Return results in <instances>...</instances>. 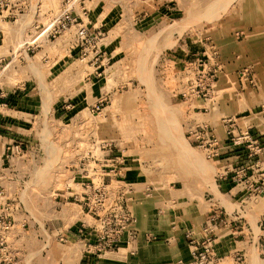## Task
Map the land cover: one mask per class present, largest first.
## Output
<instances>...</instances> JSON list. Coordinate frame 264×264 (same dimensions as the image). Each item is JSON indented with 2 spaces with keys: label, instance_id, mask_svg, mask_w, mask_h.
<instances>
[{
  "label": "rangeland",
  "instance_id": "1",
  "mask_svg": "<svg viewBox=\"0 0 264 264\" xmlns=\"http://www.w3.org/2000/svg\"><path fill=\"white\" fill-rule=\"evenodd\" d=\"M31 1L22 9L0 0V22L19 31L7 41L12 53L0 54V110L8 119L0 132L9 146L29 153L22 167L10 161L9 168H21L33 189L14 199L7 176L0 214L6 230L20 222L17 212L42 225L48 217L74 226L84 215L85 224L100 228L94 213L102 205L103 215L108 203L92 199L94 183L110 178L107 167L122 160L147 163L169 182L189 180L198 188L210 182L213 168L216 191L223 152L209 156L198 146L205 138L196 129L206 123L220 124L225 141L236 142L237 170L264 151V0H193L208 7H186L190 0ZM64 7L73 18L67 28L56 31L54 24L44 32ZM193 95L209 101L208 116L190 107ZM247 128L262 147L251 156L241 149L253 144L242 139ZM51 209L54 215L46 216ZM58 236L75 264L82 254L74 238ZM46 248L0 244V255L13 264L14 252L31 250L28 263L46 264ZM246 251L241 260L255 264L260 251Z\"/></svg>",
  "mask_w": 264,
  "mask_h": 264
},
{
  "label": "crops",
  "instance_id": "2",
  "mask_svg": "<svg viewBox=\"0 0 264 264\" xmlns=\"http://www.w3.org/2000/svg\"><path fill=\"white\" fill-rule=\"evenodd\" d=\"M15 5L27 9L29 6L32 7V1L27 3V0H15ZM40 5L43 6V4ZM210 5V2L199 4L194 3L193 0L185 3L186 7H208ZM5 23L0 22L3 31L0 54L7 56L13 50V46L7 44V41L11 40L12 33L17 34L19 31L17 24L14 25L13 31L11 27L6 30ZM14 23H17V19ZM33 35L34 32L30 36ZM197 53L200 54V52ZM189 100L190 107L199 110L196 113L209 115L208 109L210 108L206 106L209 103L208 100L198 95H193ZM6 120H8L7 114L5 111L1 113L0 110V127H4ZM209 124L214 127L220 139L219 149L223 152L217 161L216 191H213V168L210 169V182L206 180L198 188L195 185L191 186L189 180L169 182L165 175L160 173L155 175L149 171L148 168L151 166L143 162L128 163L122 160L118 166H116L117 163H111L110 167H107L109 171L106 172V176L110 178L105 177V180L108 182L113 178L119 179L132 187L133 196L129 205L135 218L131 225L134 235L125 232L115 250L108 251L92 261L85 260V241L73 235L75 227L86 221L84 215L79 216L74 226L60 225V221L57 222L58 225L54 224L53 220L48 217L42 225L36 220L31 222L29 216H23L21 212H17L15 217H18L20 222L14 223L8 230L0 225V244L5 248L17 247L18 249H31L46 245L47 250L44 257L46 264H70V256L64 250L70 245L58 240V235L61 233L69 239L74 238L75 242L72 243L81 250L82 258L78 259L75 264H191L193 254L190 238L202 240L207 233H210L214 238L212 246L216 255L211 264H235L240 251L247 250L246 253L249 256L252 247L260 251L259 260L255 264H264V225L262 224L264 190L257 196L250 197L251 187L264 183V151L260 153L253 165L246 166V171L242 173V176L240 175L241 181L237 182L234 176L237 170L235 169L237 153L239 154L240 151L238 147H233L225 141L220 124H217V127L213 122ZM11 133L16 134L15 131ZM3 135L6 134L0 132V214H3L5 210V197H9L5 188L7 176H13L12 181L9 182L11 185L9 189L12 191L8 192L13 194L14 199H22L33 193V189L28 187L30 179H25L19 174L18 170L21 168L14 167L13 173H11L12 168H9L10 161L22 167L25 161H29V153L24 151L21 154H11L9 151L11 140L7 141ZM205 145L208 143L205 142ZM198 146L204 152L207 151L202 144ZM206 174L208 175V169ZM82 188H79L77 194L82 195L85 192L84 187ZM50 199L53 200L52 194ZM214 212H217L221 219L210 222V216ZM49 215H54L53 209L46 213V216ZM28 221L30 223H27ZM246 232L254 233V235L250 237L245 234ZM62 250H64L62 254H59ZM27 252L24 256L21 255L23 253L21 251L14 252L13 264H30L28 261L32 257V252L31 250ZM18 253L20 255H17ZM8 263L3 252V255H0V264Z\"/></svg>",
  "mask_w": 264,
  "mask_h": 264
},
{
  "label": "built area",
  "instance_id": "3",
  "mask_svg": "<svg viewBox=\"0 0 264 264\" xmlns=\"http://www.w3.org/2000/svg\"><path fill=\"white\" fill-rule=\"evenodd\" d=\"M72 19L73 18L71 17L70 9L64 7V9L62 8L61 14L54 20V22H51V24L46 27L44 32H49L50 28L55 26L54 24L57 26L56 31L65 29ZM231 120L233 119L230 118L229 121ZM224 121L226 122L227 120L225 119ZM197 128V135H201L205 138L203 140L204 142L202 141V145L207 149L208 155L218 156L221 152L219 149L220 139L217 136L214 127H212L209 123H206L198 126ZM231 133L232 132L230 130L228 134ZM241 134L242 139H245L246 141L251 139L253 143L243 144L241 147L242 151L250 152V156L253 153L262 151V147H260V145L257 143L259 140V135H257L255 131L247 128L245 130H241ZM205 142L208 143V145H205ZM229 144L233 147H237L235 141L234 143L229 142ZM255 148L258 149L254 150ZM9 151L11 154H21L24 152L20 144L9 146ZM250 165H253V163L246 162L244 165L239 167L240 169L236 170L234 180L240 182L242 173L245 172L246 168ZM114 182L116 184H114ZM263 190L264 183H259L252 186L250 189V197L257 196ZM132 198V187L121 182L119 179L113 178L107 182L104 178H100L98 185L94 183L92 199L98 202L104 201V204L108 203V208H106L104 210V214L101 215V205L98 207L99 211L94 213L96 216L95 220L99 221V223L102 221L100 228L98 224L90 225L82 222L73 230L74 237L85 241V260L92 261L93 259L99 258L102 254L118 248L125 232H129L131 235H134L131 225L135 218L129 205ZM218 219H221L220 215L217 212H214L210 216L209 221L212 222ZM190 239L193 254V262L191 264H211L216 256L212 246V242L214 240L213 235L207 233V235L202 240H197L194 238ZM61 240L68 241L69 238L68 236L62 235ZM235 264H244V262L241 260L240 254L237 255Z\"/></svg>",
  "mask_w": 264,
  "mask_h": 264
}]
</instances>
